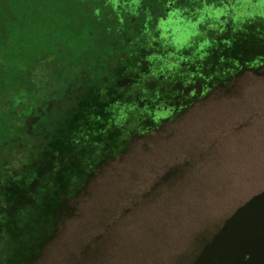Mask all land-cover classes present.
<instances>
[{
    "label": "trees",
    "instance_id": "trees-1",
    "mask_svg": "<svg viewBox=\"0 0 264 264\" xmlns=\"http://www.w3.org/2000/svg\"><path fill=\"white\" fill-rule=\"evenodd\" d=\"M250 1L0 0V264L37 262L135 138L264 68ZM190 264H264V191Z\"/></svg>",
    "mask_w": 264,
    "mask_h": 264
},
{
    "label": "rangeland",
    "instance_id": "rangeland-1",
    "mask_svg": "<svg viewBox=\"0 0 264 264\" xmlns=\"http://www.w3.org/2000/svg\"><path fill=\"white\" fill-rule=\"evenodd\" d=\"M254 15H264V0L242 17ZM182 31L175 29L178 48L187 44ZM263 191L264 68L135 138L102 166L34 264H190Z\"/></svg>",
    "mask_w": 264,
    "mask_h": 264
}]
</instances>
